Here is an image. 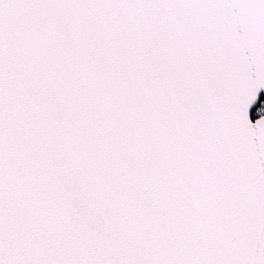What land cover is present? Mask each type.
Returning a JSON list of instances; mask_svg holds the SVG:
<instances>
[{
  "label": "snow or ice",
  "instance_id": "6c2138e0",
  "mask_svg": "<svg viewBox=\"0 0 264 264\" xmlns=\"http://www.w3.org/2000/svg\"><path fill=\"white\" fill-rule=\"evenodd\" d=\"M0 264H264V0H0Z\"/></svg>",
  "mask_w": 264,
  "mask_h": 264
}]
</instances>
